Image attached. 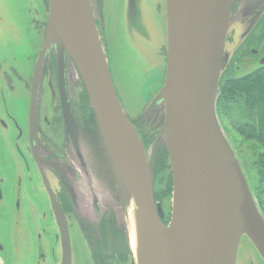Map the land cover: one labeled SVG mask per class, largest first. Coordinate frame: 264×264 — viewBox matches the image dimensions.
I'll return each mask as SVG.
<instances>
[{"label": "water", "instance_id": "obj_1", "mask_svg": "<svg viewBox=\"0 0 264 264\" xmlns=\"http://www.w3.org/2000/svg\"><path fill=\"white\" fill-rule=\"evenodd\" d=\"M15 1L0 0V12L19 11ZM151 1L112 0L103 27L97 0H48L34 64L31 140L37 143L33 117L44 67L51 54L59 69L68 57L83 82L114 177L115 217L126 233L129 263L264 264V217L215 108L219 79L263 14L264 0H242L238 20L232 19L234 0H157V16ZM114 22L119 35L163 70L162 83L140 113L152 125L162 121L147 145L111 78L103 30ZM160 49L166 54L161 51L157 61L153 53ZM255 68L264 69V60ZM159 142L172 179L161 205L154 204L152 171ZM34 164L44 163L34 158ZM49 201L61 235L60 264H76L73 237L50 191Z\"/></svg>", "mask_w": 264, "mask_h": 264}, {"label": "flooded vegetation", "instance_id": "obj_2", "mask_svg": "<svg viewBox=\"0 0 264 264\" xmlns=\"http://www.w3.org/2000/svg\"><path fill=\"white\" fill-rule=\"evenodd\" d=\"M98 1L105 21L102 7L108 0ZM241 2L232 4L234 20L241 16L237 10ZM15 3L19 11L0 12V264L61 263V235L49 191L73 237L76 264H130L126 233L115 217L119 198L103 140L83 82L68 57L59 69L51 54L44 67L33 117L37 143L31 140L34 64L48 0L38 1L39 16L32 10L33 0ZM231 41L227 35L226 42ZM261 60L264 12L220 77L219 96L225 84L262 69L255 68ZM129 121L145 145L149 134L162 126V121L152 125V119L141 117ZM34 158L44 164L38 167ZM152 170L154 203L161 205L171 194L172 179L160 142L152 154ZM167 219L162 221L165 225Z\"/></svg>", "mask_w": 264, "mask_h": 264}, {"label": "rangeland", "instance_id": "obj_3", "mask_svg": "<svg viewBox=\"0 0 264 264\" xmlns=\"http://www.w3.org/2000/svg\"><path fill=\"white\" fill-rule=\"evenodd\" d=\"M111 1L112 0H108L107 5L102 7L104 18L107 16ZM158 4L159 2L157 0L151 1V7L154 16H157L155 13H159V10H157ZM0 10L2 11L4 8L1 7ZM32 10L37 14L36 16H39L40 6L38 5V0H33ZM118 14L119 11L117 12V15ZM138 29L142 30L140 27H138ZM138 29L132 27L131 31L135 34L137 33ZM103 35L109 59L111 78L116 93L119 96L127 116L131 119L140 118V113L142 112L143 107L146 105V101L149 99V97L154 95V91L162 83L164 75L163 70L158 65L159 63L155 64L153 60H149L148 57L130 45L127 37L118 34L116 22L113 23L109 31H105L104 29ZM136 43L139 44L137 39ZM161 51L162 49L153 53V57L157 61L160 59ZM254 66L255 64L253 67ZM253 67H251V69H253ZM242 81L243 80H240L235 84L228 83L226 89L230 88V90L233 92L235 91V86L239 85ZM222 101H220L219 104L221 114L220 121L222 126H224L227 136L237 148L238 153L240 152L238 155L240 156V160H243V162L248 164V168L253 174L254 170L251 168L250 162L248 160L250 151L247 148L251 146H247L248 143H246V140L242 138L236 131L239 124L242 123L240 113L238 112L239 105L237 106L232 102L225 103V99H222ZM224 105L226 108L225 111ZM254 179H256L255 175ZM167 197L168 196L163 198L162 201L167 199ZM261 203L264 208V198L261 199Z\"/></svg>", "mask_w": 264, "mask_h": 264}, {"label": "trees", "instance_id": "obj_4", "mask_svg": "<svg viewBox=\"0 0 264 264\" xmlns=\"http://www.w3.org/2000/svg\"><path fill=\"white\" fill-rule=\"evenodd\" d=\"M226 87L227 84H225L222 96L218 98L217 114L219 119H221L219 104L222 99L226 100L225 103L232 102L237 106L239 105L238 112L242 123L239 124L236 131L246 140L247 146H251L247 147L250 151L248 160L254 173L252 174L246 162H243L240 158L239 160L255 201L264 216V208L261 203V199L264 198V71L248 75L239 85L235 86V91L233 92L230 88L226 89ZM222 127L226 133L224 126ZM229 141L236 154L239 155L240 152L238 153L237 148L230 139ZM254 175L256 179H254Z\"/></svg>", "mask_w": 264, "mask_h": 264}]
</instances>
